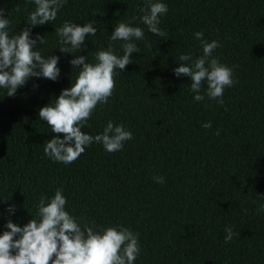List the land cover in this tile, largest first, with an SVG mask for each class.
I'll use <instances>...</instances> for the list:
<instances>
[{
  "label": "trees",
  "instance_id": "16d2710c",
  "mask_svg": "<svg viewBox=\"0 0 264 264\" xmlns=\"http://www.w3.org/2000/svg\"><path fill=\"white\" fill-rule=\"evenodd\" d=\"M152 2L168 7L158 25L164 37L140 20L147 0H66L55 21L37 26L27 22L34 0H0L9 36L32 27L31 38L45 40L33 50L58 56L60 68L57 80L30 77L15 96L0 88V235L9 220L21 227L39 220L41 197L47 203L61 189L82 228L124 226L138 234L133 264H264V0ZM65 22L91 23L96 35L75 54L61 52L55 29ZM118 23L140 27L144 39L133 41L139 52L115 70L113 95L82 131L95 136L112 121L133 138L117 152L93 143L73 163L56 162L44 153L56 134L39 110L75 83V55L96 64L97 52L111 45L123 56L125 42L110 40ZM196 32L220 44L212 55L233 70L223 104L195 101L191 78L174 73L192 63L180 55L203 56ZM226 227L236 233L227 243Z\"/></svg>",
  "mask_w": 264,
  "mask_h": 264
},
{
  "label": "clouds",
  "instance_id": "9594fccd",
  "mask_svg": "<svg viewBox=\"0 0 264 264\" xmlns=\"http://www.w3.org/2000/svg\"><path fill=\"white\" fill-rule=\"evenodd\" d=\"M66 0H34L35 10L30 13L27 22L30 26L43 25L53 22L58 11ZM144 15L140 20L152 34L164 37L166 34L158 25L160 17L166 14L168 7L163 2L147 0ZM10 21L5 18V10L0 9V88L7 89V96H15L17 89L30 77H43L57 80L60 68L57 66L59 57L44 58L33 48L44 44V36L37 39L30 36L32 27L25 28L17 35L9 36ZM55 32L62 45L59 50L73 53L85 46L88 34L96 35L97 28L91 23L73 24L65 22ZM195 37L201 41L203 56L195 60L189 54L179 56L182 63L174 69L177 77L181 74L191 78V91L195 101H202L207 96L218 104H223L226 87L234 85L233 70L219 63L213 57L214 49L220 44L213 40H203V33L196 32ZM144 31L140 27L128 23H118L110 37L111 41H124L123 56H117L111 49L100 50L96 54L98 63L87 62L84 55H75L70 60L74 68H80L75 83L65 88L55 103H50L39 110V118L45 121L56 135L47 141L44 147L46 156L56 162L71 164L76 161L87 146L93 143L102 144L109 152L123 149L124 143L133 138V133L124 125L114 126L112 121L107 123L104 131L95 136L86 134L82 128L86 126L98 104H107L113 95L116 82L115 70L121 72L132 62L134 52H139L134 40H143ZM207 83L202 93V83ZM90 127V125H88ZM211 122H205L206 129L211 128ZM60 134H63L61 138ZM217 130L216 135H219ZM157 183H164V177L154 176ZM46 197L39 202V220L32 219L23 227L8 221L5 231L0 235V264H133L140 253L138 234L120 226L108 227L100 232L94 231V226L80 223L65 210L67 200L61 189H57L54 197L46 203ZM9 212L15 207L10 206ZM225 242H230L236 233L226 227ZM19 237V238H16ZM15 252V254H13Z\"/></svg>",
  "mask_w": 264,
  "mask_h": 264
}]
</instances>
